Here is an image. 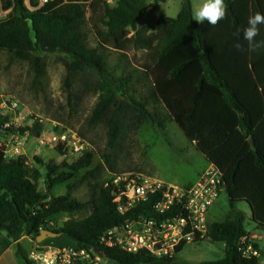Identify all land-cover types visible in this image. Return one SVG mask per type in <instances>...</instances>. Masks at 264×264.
Here are the masks:
<instances>
[{"label": "trees", "instance_id": "1", "mask_svg": "<svg viewBox=\"0 0 264 264\" xmlns=\"http://www.w3.org/2000/svg\"><path fill=\"white\" fill-rule=\"evenodd\" d=\"M24 1L0 0V13L11 10L8 18L0 21V52L7 53L12 63L26 64L34 74L33 88L45 92L47 62L41 46L66 51L71 59L65 63L67 96L70 101L98 97L86 126L106 133L101 159L112 174L117 173L113 166L116 151L129 135L146 125L165 129L169 123L177 124L205 159L222 172L232 209L226 221L210 223L207 239L225 245V258L202 264H262V256L244 255L241 241L251 232L235 204L247 203L253 230L264 232V50L236 51L233 34L240 29L243 42L242 29L250 15L264 14V0H225L227 18L214 27L207 21L193 20L191 1L182 0L177 18L160 15L155 34H149L147 27H138L151 7L150 0H93L89 5L52 0L42 7L40 0H29V6ZM167 1L155 0L153 6ZM87 13L97 39L94 48L88 45L85 33ZM259 27L257 39H264V25ZM130 48L146 52L140 88L132 86L133 75L118 78L108 67L111 50L123 54ZM76 81L78 91L74 90ZM43 131L40 121L32 127L16 128L10 125L9 117L0 115V134L39 138ZM56 151L63 154V147ZM93 159L92 153H86L66 172L56 163L45 165L36 159L45 165L43 174L27 157L8 160L0 152V233L5 234L7 244L25 237L36 241L42 225L61 215L83 213L89 207L86 218H71L52 231L86 248L98 246L106 232L128 220L158 218L154 200L122 216L114 203V179L96 185L88 203L69 195L52 198L55 187L89 170ZM43 178L47 186L44 193L39 190ZM254 248L259 250L257 245ZM105 255L114 264L176 262L175 258L157 259L145 252L128 254L118 249H105ZM16 256L32 264L20 250Z\"/></svg>", "mask_w": 264, "mask_h": 264}, {"label": "rangeland", "instance_id": "2", "mask_svg": "<svg viewBox=\"0 0 264 264\" xmlns=\"http://www.w3.org/2000/svg\"><path fill=\"white\" fill-rule=\"evenodd\" d=\"M190 1L193 9L201 3V0ZM154 3L155 0L149 1L151 7L138 23L139 28L147 27L149 34L157 32L156 21L161 14L175 19L182 8V0H169L165 4L159 3L153 6ZM90 17V13H87L85 33L88 45L94 48L97 46V39ZM7 18L8 15H1L0 21ZM133 34L131 32V35ZM41 54L47 62L45 92L33 88L34 74L26 64L12 63L7 53L0 52L1 114L9 117L10 125L16 128L32 127L35 121H40L44 126V131L39 138L31 137L30 134L22 136L1 133L0 152H3L5 158L9 160L14 157L13 147L21 143L22 156L27 157L29 164L40 169L43 174L46 172L45 165L53 162L61 168V172H66L68 167L79 158L86 153H92L94 156L92 167L81 171L70 183L55 187L52 198L69 195L80 202L88 203L92 201L96 185L108 183L119 177L126 179L135 174L184 187L193 182L203 169L209 167L208 161L180 127L175 123H169L165 129L146 125L137 134L129 135L116 151L113 166L117 173L112 174L101 159L106 149V133L101 128L90 129L86 126V120L96 105L98 97L87 96L81 101L74 99L70 101L65 87L67 75L65 63L71 61L70 57L62 52H42ZM108 56V67L114 76L121 78L131 74L134 76L132 86L141 87L143 80L140 71L146 63V52L130 48L123 54L111 50ZM78 82L74 84L75 91L79 89ZM13 104L18 106L17 109L12 110ZM62 136L66 137L65 142L60 141ZM42 137L44 144L40 142ZM53 137H56L57 141L53 142ZM60 145L63 147V154L56 151ZM6 151H8L7 154ZM36 159L44 161L45 165H39ZM46 189L43 178L39 182V190L44 193ZM235 210L245 215L247 229L249 231L254 229L248 204L237 203ZM90 212L89 207L75 216L61 215L50 220L47 226L52 230L60 229L69 219L82 220L89 216ZM231 212L229 198L224 191L210 210L209 223L224 222ZM258 233L264 237V232ZM57 241L60 245L71 243L66 237H60ZM259 243H262L264 248V240ZM19 250L29 259L34 250V244L30 239L24 238L12 248L13 253ZM225 256L224 244H213L206 240L184 248L174 258L175 264H202L222 260ZM16 264L26 263L18 259ZM262 264H264V256Z\"/></svg>", "mask_w": 264, "mask_h": 264}, {"label": "built area", "instance_id": "3", "mask_svg": "<svg viewBox=\"0 0 264 264\" xmlns=\"http://www.w3.org/2000/svg\"><path fill=\"white\" fill-rule=\"evenodd\" d=\"M49 1L52 0H40V7ZM72 1L89 5L93 0ZM24 4L29 6L30 1L25 0ZM10 12L11 10L2 11L0 16H9ZM17 107L13 104L12 110ZM42 139L43 137L40 142L44 144ZM65 140V136L60 137L61 142ZM52 141H57V138L53 137ZM20 146L21 143L13 147L14 157L11 159L22 156ZM113 184L117 189L114 193V203L122 216L137 206L154 200L153 208L158 218L128 220L106 232L98 246L86 248L75 242L60 245L57 239H48L39 244L28 238L34 244L29 261L32 264H114L106 257L105 249H118L128 254L145 252L157 259L174 258L179 250L208 239V215L221 193L226 191L222 172L212 164L189 188L141 174L131 175L126 179L119 177L113 180ZM47 227L49 226L42 225L40 232L52 231ZM261 240L262 238H259V241ZM241 245L246 257H261L260 251L254 248L256 243L250 237L243 238Z\"/></svg>", "mask_w": 264, "mask_h": 264}, {"label": "clouds", "instance_id": "4", "mask_svg": "<svg viewBox=\"0 0 264 264\" xmlns=\"http://www.w3.org/2000/svg\"><path fill=\"white\" fill-rule=\"evenodd\" d=\"M227 11L228 5L225 0H201V3L193 9L192 19L197 23H203L206 20L214 27L227 18ZM260 25H264V14L256 12L250 15L247 26L242 29L243 42L240 39V29L233 34L237 38L233 48L241 53L264 50V39H257L260 35Z\"/></svg>", "mask_w": 264, "mask_h": 264}, {"label": "crops", "instance_id": "5", "mask_svg": "<svg viewBox=\"0 0 264 264\" xmlns=\"http://www.w3.org/2000/svg\"><path fill=\"white\" fill-rule=\"evenodd\" d=\"M169 1V0H168ZM167 1V2H168ZM166 2V3H167ZM165 4V3H162ZM148 13V12H147ZM157 22V21H156ZM195 146V144H194ZM209 163V162H208ZM210 165V163H209ZM205 171V169H203L201 171V173L193 180V182L185 185L183 188H189L192 185L195 184V182L198 180L199 176ZM251 234H250V238L254 240V242L256 243V245L259 247L261 256H264V248L262 247V243H259V238H262V242L264 240V237L259 234L257 231H254L253 229L250 230ZM5 234L4 233H0V264H16L18 258L16 256V253H13L12 248L14 245H16L17 243H12V244H7V241L5 239ZM67 239V238H66ZM69 240V239H68ZM72 244L73 241L69 240Z\"/></svg>", "mask_w": 264, "mask_h": 264}, {"label": "water", "instance_id": "6", "mask_svg": "<svg viewBox=\"0 0 264 264\" xmlns=\"http://www.w3.org/2000/svg\"><path fill=\"white\" fill-rule=\"evenodd\" d=\"M41 51L42 52H46V53H56V52L65 53L66 52L63 48L53 47V46H50L48 44H43L41 46ZM250 144L252 145V148L254 150H256L253 139L250 140ZM60 237H61L60 234H57V233H55L53 231L43 230V231L40 232V235L36 239V241H37V243L41 244V243H43L44 241H46L48 239H58Z\"/></svg>", "mask_w": 264, "mask_h": 264}]
</instances>
